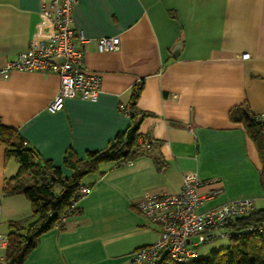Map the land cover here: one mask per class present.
Returning <instances> with one entry per match:
<instances>
[{"label":"crops","instance_id":"1","mask_svg":"<svg viewBox=\"0 0 264 264\" xmlns=\"http://www.w3.org/2000/svg\"><path fill=\"white\" fill-rule=\"evenodd\" d=\"M73 26L90 39L120 41L116 51L99 52L93 42L82 46L84 70L101 77L97 99L66 98L61 110L50 112L59 75L11 71L0 76V121L64 175L72 172L63 165L67 150L84 158L132 127L140 146L145 140L150 146L125 164H101L100 173L82 182L89 188L74 205L78 212L62 228L41 234L22 264H124L159 236V227L139 211L143 195L177 193L188 172L222 187L200 211L237 199L264 207L257 147L244 123L232 118L238 108L264 111V0H78ZM51 32L39 0H0V66ZM139 83L133 110L131 94ZM18 170L0 143L5 236L11 221L32 219L24 194L5 193Z\"/></svg>","mask_w":264,"mask_h":264},{"label":"built area","instance_id":"2","mask_svg":"<svg viewBox=\"0 0 264 264\" xmlns=\"http://www.w3.org/2000/svg\"><path fill=\"white\" fill-rule=\"evenodd\" d=\"M77 1L39 0L40 12L50 23L52 32L46 39L31 41L28 48L18 53L15 59L0 66V76H6L11 71L56 72L60 85L47 105L50 112L61 110L66 98L97 99L101 77L84 70L83 44L93 42L99 52L116 51L120 47L117 37L90 39L74 28L73 10ZM56 56L63 57V61L53 60ZM120 109L130 113L127 106L120 105ZM256 119L261 122L264 131V111L257 112ZM142 146L148 148L149 141H143ZM208 184L214 186L206 194L198 192L200 186ZM221 192L218 180L203 181L196 172H188L184 174L181 187L175 194L145 193L138 208L159 227V236L153 243L133 250L124 264L183 263L197 257L204 243L228 238L229 232L225 226L234 217L251 212L254 203L251 199H237L215 208L199 210L205 199ZM5 244L7 236L0 234V246ZM3 259L0 257V261Z\"/></svg>","mask_w":264,"mask_h":264},{"label":"trees","instance_id":"3","mask_svg":"<svg viewBox=\"0 0 264 264\" xmlns=\"http://www.w3.org/2000/svg\"><path fill=\"white\" fill-rule=\"evenodd\" d=\"M141 90L140 83L133 88V110ZM256 116L257 112L249 114L243 108L235 109L232 113L233 119L244 123L255 142L261 161L260 182L264 191V131ZM138 138L137 128L132 127L118 133L107 148L88 151L84 158L69 149L62 160L63 165L72 172L64 175L60 167L40 158L15 128L0 121V143L4 146L5 157H14L19 163V170L11 179L13 183H8L5 193L24 194L32 207L29 222L23 224L16 220L9 223L11 230L6 235V252L0 264H22L41 234L53 227L62 228L63 219L78 212L74 205L89 188L82 185L85 176L100 173L101 164L122 165L139 154L147 153L149 149L141 147ZM155 163L160 168L161 163L156 158ZM225 229L229 232L227 247L198 255L183 263L165 261L160 264H264V207L254 206L248 214L234 217Z\"/></svg>","mask_w":264,"mask_h":264},{"label":"rangeland","instance_id":"4","mask_svg":"<svg viewBox=\"0 0 264 264\" xmlns=\"http://www.w3.org/2000/svg\"><path fill=\"white\" fill-rule=\"evenodd\" d=\"M91 176H92V175L83 178V179H82V180H83L82 182L87 181ZM56 190L58 191L59 189L56 188ZM228 244H229V241H228L227 238L216 239V240H213V241H211V242H206V243H204L202 246H200V248H199V255H200V256H202V255H206V254H208L210 251L225 248V247L228 246Z\"/></svg>","mask_w":264,"mask_h":264},{"label":"water","instance_id":"5","mask_svg":"<svg viewBox=\"0 0 264 264\" xmlns=\"http://www.w3.org/2000/svg\"><path fill=\"white\" fill-rule=\"evenodd\" d=\"M53 60L58 61V62H62L63 61V57H54Z\"/></svg>","mask_w":264,"mask_h":264}]
</instances>
